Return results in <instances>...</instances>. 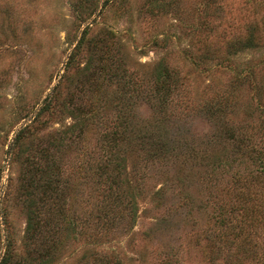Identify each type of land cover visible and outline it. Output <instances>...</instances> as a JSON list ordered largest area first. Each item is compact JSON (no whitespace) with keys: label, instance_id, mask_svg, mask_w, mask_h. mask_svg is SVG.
I'll use <instances>...</instances> for the list:
<instances>
[{"label":"trees","instance_id":"16d2710c","mask_svg":"<svg viewBox=\"0 0 264 264\" xmlns=\"http://www.w3.org/2000/svg\"><path fill=\"white\" fill-rule=\"evenodd\" d=\"M72 1L74 21L88 24L72 41L59 80L40 103L32 104L18 87L12 98L10 126L22 123L4 146L10 163L21 168L16 200L25 209L24 251L18 255L6 233L0 264H152L146 250L126 257L121 246L112 245L116 230L134 226L137 200L145 194L146 173L136 163L138 152L146 162L180 158L187 166L198 160L208 167L202 181L228 176L233 199L214 202L212 223L198 238L206 245L210 264H264V81L256 78L264 66V0H241L245 13L237 23L229 11L235 0H202L195 8L199 15L186 37L188 44L179 51L181 60L194 72L221 68L231 77L228 88L204 103L205 113L225 126L206 140L184 134L170 138L175 99L189 74L165 58L142 72L130 69L118 33L105 26L91 34L97 17L114 0ZM179 2L147 0V13L165 14L169 7L178 11ZM125 8L120 0L115 11L127 15ZM11 40V51L17 53L22 41ZM170 40L163 35L152 44L169 51ZM141 85L150 87L151 121L136 114L134 93ZM242 89L254 95V103L243 104V109L237 96ZM55 119L59 128L42 133ZM10 132L1 129L0 139L7 141ZM92 134L96 149L87 146ZM194 177L188 171L177 180L191 182L189 188ZM167 185L166 180L151 194V202L163 204ZM191 202L189 198L183 204ZM208 203L205 199L198 207ZM160 222L164 230L176 226L173 219ZM73 244L79 249L67 253ZM168 247L163 264H185L179 248Z\"/></svg>","mask_w":264,"mask_h":264},{"label":"rangeland","instance_id":"374dc122","mask_svg":"<svg viewBox=\"0 0 264 264\" xmlns=\"http://www.w3.org/2000/svg\"><path fill=\"white\" fill-rule=\"evenodd\" d=\"M119 1L114 0L113 7H105L103 13L97 17L91 34L95 36L105 26L118 33L123 55L130 69L142 72L155 61L165 58L169 64L189 74L182 95L179 100L175 99L174 118L168 124L170 138L176 134H184L188 139L206 140L218 129H224V124L221 122L220 126V121L209 117L203 106L209 95L228 88L230 75L221 68L213 69L210 73L194 72L179 56V51L188 44L186 37L198 13L195 8L202 0H180L178 11L169 7L165 14L157 16L147 13V0H122L128 13L121 15V11H115ZM72 2L0 0V130L4 129L5 134H8L12 129L7 141L0 139V252L3 250V237L6 233L13 238L17 254L21 255L24 251L22 240L25 209L16 200L21 168L18 164L10 163L6 153L7 146H4V143L8 145L11 142L13 132L22 123L14 128L10 126L12 98L18 87L32 98V104L40 103L59 80L71 51L72 41L75 43L78 40L81 31L88 24L74 21ZM101 2L102 0L100 4ZM242 5L241 0H235L229 7L235 23L245 13ZM92 20L93 17L90 21ZM163 35L171 37L172 46L169 51L152 44V41L160 39ZM13 38H20L22 41L17 53L11 51L15 44L11 40ZM81 62L83 65V60ZM253 62L257 63L258 58H254ZM256 78L264 81V66H259ZM149 88L147 85H141L134 93L133 101L140 120H153L154 110L147 97ZM237 96L241 100L239 105L242 109L243 104L254 103V95L249 89H242ZM65 121L67 123L70 120L66 118ZM57 128L59 120H51L42 133H50ZM87 146L96 149L97 139L93 134L88 137ZM138 154L140 157L136 163L146 173L142 186L145 194L137 200L138 212L134 226L130 228L128 223L126 227L116 230L112 236V245L121 246L126 257H133L139 250H146L152 264H163V254L168 252V246L174 250L179 248L180 257L185 264H210L206 245L202 238L198 237H201L212 223L211 207H217L214 202L219 204L220 197L233 199L234 188L229 183V177L223 176L221 180L212 181V177L206 176L202 181L201 178L203 179L208 167L205 168L198 160L189 161L188 165L184 166L181 165L180 158L172 163L151 159L146 162L144 156L139 152ZM233 166L236 167L235 164ZM188 171L195 176L193 186L189 188L187 183L191 182L182 184L177 180V177ZM71 180L76 181L73 178ZM166 180L168 190L160 206L151 202L149 197L162 187ZM189 198L195 203L183 204L188 202ZM205 199L209 200L208 206L198 207L200 201ZM161 219H173L176 226L164 230ZM147 233L151 237H148ZM75 249L79 248L73 244L67 248V253Z\"/></svg>","mask_w":264,"mask_h":264}]
</instances>
